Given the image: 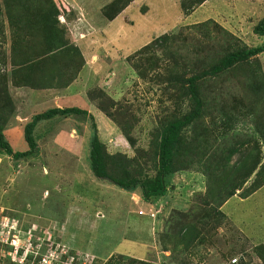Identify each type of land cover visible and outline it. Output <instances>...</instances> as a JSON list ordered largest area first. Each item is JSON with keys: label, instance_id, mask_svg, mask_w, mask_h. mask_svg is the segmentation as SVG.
Masks as SVG:
<instances>
[{"label": "rangeland", "instance_id": "374dc122", "mask_svg": "<svg viewBox=\"0 0 264 264\" xmlns=\"http://www.w3.org/2000/svg\"><path fill=\"white\" fill-rule=\"evenodd\" d=\"M57 1L59 8H81L83 17L86 7L98 0ZM102 1L108 3L104 4L106 10L111 0ZM114 1H119V11L111 19L103 18L118 21L108 37L101 38L102 43L93 45L97 46L95 54L99 51L97 54L111 58L100 77L103 89L95 84L86 87L95 107L112 116L104 113L106 117L97 119L82 108L87 115L42 127L53 134L43 133L37 141L38 156L16 161L0 155V264H106L112 256L178 264L171 249L163 251L173 247L169 227L175 213L188 212L199 196L208 197L215 183L213 175L231 152L232 161L216 181L217 187L221 182L228 189L240 185L244 174L264 156L258 129L264 123L262 54L249 64L199 82L204 111L183 131L177 171L165 197L147 203L140 191L126 192L93 175L89 157L94 124L108 153L122 160L118 166L113 160L108 163L114 178H152L158 170L164 126L194 108L186 80L218 64L229 49L264 44V38L254 33L264 18V0ZM0 21L6 27L5 34L0 33L3 52L9 47L10 33L6 19ZM162 36H170L166 43L161 42L163 47L141 53ZM1 54L0 68L9 75L12 63ZM9 84L14 86L11 76ZM8 93L15 107L6 125L12 127L8 140L14 151H24L28 147L20 130L25 126L15 124L14 114L25 117L37 109L26 107L18 112L15 93ZM19 98L23 104L24 96ZM7 116H0V124ZM259 171L260 167L237 192L239 196L249 192ZM238 202L229 203L224 211L231 210L240 222L226 216L211 231L212 237L192 251L191 264H231L235 257L243 264H264L255 252V246L264 243V221L259 218L264 210V189L250 201Z\"/></svg>", "mask_w": 264, "mask_h": 264}, {"label": "trees", "instance_id": "16d2710c", "mask_svg": "<svg viewBox=\"0 0 264 264\" xmlns=\"http://www.w3.org/2000/svg\"><path fill=\"white\" fill-rule=\"evenodd\" d=\"M116 2H113L114 6H116ZM57 10L54 0H0V19L3 17L6 19L10 33L9 47L3 52L2 47H0L2 53L0 54L10 59L13 67L9 75L0 68V116L3 118L4 115H8L7 119L2 120L0 124V155L7 154L16 161L38 156L40 148L35 139V130L39 123L57 116L68 117L88 114L80 108H52L35 114L23 129L24 142L28 147L24 151H14L8 136L5 134L8 129L6 125L15 111L14 103L8 93V90L10 91L9 76L12 77L16 87L64 88L76 79L84 65L81 52L73 45L70 32L66 25L61 24ZM107 11L104 14L106 18L111 19L116 15V12ZM5 28L4 22L1 23L0 21V33L3 35ZM222 32L225 33V30L222 29ZM254 33L264 38V18L255 26ZM228 35L233 38V35L229 33ZM7 38L5 37L6 40ZM169 38L170 36H162L145 46L141 53L163 47L160 45L161 42L166 43V39ZM262 54H264V44L237 51L229 49L218 64L186 80L187 92L194 108L187 115L176 118L164 126L159 143L158 170L152 178L148 175L126 179L114 178L112 176L113 170L109 168L108 163L113 160L114 166H118L122 160L117 158L118 155L113 156L108 153L106 146L100 141L96 133L97 126L94 124L95 135L91 141L89 157L93 175L97 179L108 181L126 192L140 191L143 201L147 203L165 197L169 180L177 171L176 159L181 152L183 131L200 119L204 111L205 105L198 86L199 82L208 77L220 76L238 66L249 64ZM137 70L138 74L141 75L138 68ZM262 75L264 76V74ZM107 96L112 100L108 94ZM99 109L107 116H112L101 107ZM258 129L264 147V123ZM127 138L129 137L127 136ZM233 155L234 153L231 152L225 165L217 169L213 175L212 179L215 183L211 184L208 197H197L195 204L188 212H176L175 218L170 221L169 236L173 247H165L163 251L171 249L174 262L191 264L189 257L195 255V252L192 254V251H196L200 244H205L208 238L212 237L211 231L218 229L222 221L228 219L221 210L222 206L248 183L258 167H260V171L256 174V179L249 188V192L243 198L249 197L264 186V156L261 155L256 166H253L251 170L249 169L246 175L244 174L243 182L240 185L231 186L228 189L225 187L226 182H221L222 185L217 187L216 181L226 171ZM238 165L239 163H236L235 167L237 168ZM255 252L259 258L264 260V243L255 246ZM106 264H153V262L133 258L125 260L123 256H112Z\"/></svg>", "mask_w": 264, "mask_h": 264}, {"label": "crops", "instance_id": "0c3cea01", "mask_svg": "<svg viewBox=\"0 0 264 264\" xmlns=\"http://www.w3.org/2000/svg\"><path fill=\"white\" fill-rule=\"evenodd\" d=\"M91 1L92 0H87L86 3H91ZM113 2L115 1L111 0L110 5L107 6L106 8V9L110 8L111 10L107 11L104 8L105 7L104 4H108V3H104L102 0H98L96 3L93 1V4H91V6L89 5L86 7L87 8L85 9L86 15L81 17L80 14L81 8L73 5L72 7L69 6L68 8H61V7L59 8L58 5L59 2L56 0L58 11L60 14V20H61L60 22L61 24L66 25V27L68 28L71 35V41L73 45H75L80 50L82 58L84 60V65L81 67L80 72L76 77V79L68 87H64V88L50 87L48 89H33L30 87L11 86L10 92L12 94L15 93L13 97L16 102L18 112L22 111V109L26 107H33L37 109V111L31 112L29 116H25V117H21L20 116L21 114L19 115V113H16L14 118V120L16 121L15 124H17L18 126H25L35 114L44 112L52 108H80V109L84 108L90 114H92L93 117L97 119H99L100 117H106L105 114L99 108L95 107L94 105L95 102L92 101L91 98H89L88 96L89 89L86 87H89L91 84H95L94 86L103 89L102 78L106 73L105 66H110L109 62L111 61V58H105V56L97 54V52L99 51H97L95 54L93 49L96 50L97 46H93V45L95 42L102 43L103 41L101 40V38L108 37L107 35L110 34V32L114 28L115 23L118 21L117 19L113 21H108L105 20L106 18L104 17L105 11L107 12L111 11L116 13L119 11V7H120L119 2L118 1L116 2V6H114ZM76 13H78V16L76 15ZM83 19L85 20L82 21ZM77 22L79 24L75 25V23ZM98 28L101 30H99L100 33L97 34L99 35L97 37L95 30H97ZM90 43H92V45H89ZM103 60L106 61L104 62ZM109 71H111L110 68L108 69V72ZM93 72L94 73L96 72V75H94ZM91 86L93 87V85ZM20 95L24 96L23 104L21 103V99L19 98ZM30 102L32 103V106H29ZM41 102L45 104H42ZM38 108H42V109L39 110ZM72 119H77V117H75L74 115L68 117L57 116L51 120L39 123L35 130L36 141L39 142V140H42L43 133L44 135L53 134L52 130L45 131L44 129H42L43 126L54 127V124H65L67 123L66 121ZM11 129L12 127H9L6 130L5 134L6 135L9 134L8 132L11 131ZM20 131L21 134L24 136L23 128H21ZM263 189L264 186L247 198H243L239 196V193L236 194L222 206V211L225 213L227 217H229V219L231 218L230 219L231 221H232L231 216H233L235 219L234 221L240 222L235 217L234 213L231 210L227 212L224 211L226 207L229 205V203L231 204L235 200H238L239 201L238 203L240 204H243L244 202H248L251 199H253L255 196H257ZM263 213L264 210L262 209L259 218L263 219L264 221Z\"/></svg>", "mask_w": 264, "mask_h": 264}, {"label": "built area", "instance_id": "2783aa9c", "mask_svg": "<svg viewBox=\"0 0 264 264\" xmlns=\"http://www.w3.org/2000/svg\"><path fill=\"white\" fill-rule=\"evenodd\" d=\"M146 212H144V211H141V213H140V215H142V216H146ZM152 217H155V214L154 213H152V215H151ZM230 263L231 264H243L242 262H241V260H240V258L239 257H235V258H233L231 261H230Z\"/></svg>", "mask_w": 264, "mask_h": 264}, {"label": "clouds", "instance_id": "9594fccd", "mask_svg": "<svg viewBox=\"0 0 264 264\" xmlns=\"http://www.w3.org/2000/svg\"><path fill=\"white\" fill-rule=\"evenodd\" d=\"M59 19H60V17H59ZM61 21V20H60ZM239 192V191H238Z\"/></svg>", "mask_w": 264, "mask_h": 264}]
</instances>
